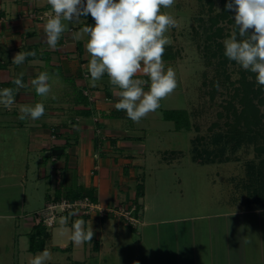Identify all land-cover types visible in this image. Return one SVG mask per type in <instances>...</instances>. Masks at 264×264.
Wrapping results in <instances>:
<instances>
[{
	"label": "crops",
	"instance_id": "obj_1",
	"mask_svg": "<svg viewBox=\"0 0 264 264\" xmlns=\"http://www.w3.org/2000/svg\"><path fill=\"white\" fill-rule=\"evenodd\" d=\"M44 10L51 11L47 0H0V89H16L12 80L21 72L24 73L23 83L26 85L15 92L13 105H0V153L6 148L9 151L6 152L4 161L23 167L19 172H12L14 179L7 181L4 186L19 188L23 192L19 197L18 209L12 211L22 215V224L28 234V240L39 223L34 213L42 208L47 200L63 195L75 198L87 194L103 208L118 204L127 206L133 201L137 202L141 223L136 227L125 225L110 212L105 215L99 212L84 215L85 225L94 230L93 240L88 244L85 242L78 245L74 252L79 253L87 248L89 255L85 257L84 253H79L76 258L66 256V263L62 264H86L87 257L91 264H100L102 260L107 259V254L127 242L138 247L137 255L143 256L144 261L145 258L153 260L155 257L157 262L168 264L191 260L200 261V264H245V243L240 239V233L238 240L232 237L227 240L224 235L217 238L220 228L215 223L212 238L214 247L210 249V244H201L208 246L209 252L206 258L197 260L195 243L190 245L177 242L171 237V227L163 230L164 235L157 229L158 224L163 221L171 222V218L143 217L147 208L143 202L145 181L147 173L153 169L151 154L155 153L159 157L162 153L165 154L166 150L161 152L162 150L157 148L154 152L156 147H147L150 143H147L143 133L141 134L140 129L143 128H138V131L136 124L127 122L125 111L115 109V103L119 99L115 92L118 89L110 85L107 74L97 81L96 87L90 86V74L87 72L90 55L85 49L89 37L84 34L80 40H74L73 33L79 32L85 24L94 26L95 21L91 15L81 17L79 23L62 20L66 30L53 49L46 43L44 25L47 19H38L31 15V12ZM30 51L35 55L28 56L23 64L12 63L16 53ZM40 72H48L52 77V90L47 98L37 95L30 83ZM57 74L59 79L56 78ZM135 78L149 81L148 76L138 75ZM148 89L149 84H146L144 90ZM37 102H42L45 106V114L40 119H18L21 105L34 106ZM54 149H62V152L47 155V152ZM148 149L151 153L147 154ZM1 157L2 155L0 160ZM165 160L168 161L164 156L159 157L158 165L169 163ZM1 178L3 174L0 175ZM27 182L32 188L30 197H27ZM139 184L142 185L143 194L137 197ZM41 191L43 192L40 193ZM9 197L11 200L10 195L7 196L8 199ZM247 200L259 205L254 208L255 211L264 212L261 202L251 197ZM246 212H250L249 208L229 214L241 219L242 214ZM229 214L225 213V216ZM214 216L212 218L216 222L218 216H224V213H216ZM77 217H67V222L72 223ZM68 224L65 226L71 231L73 223ZM238 226L235 222L232 228L231 225L223 228L226 229L225 236L238 230ZM210 229L212 231L211 227ZM131 232L135 233V242L131 241ZM197 241L200 242L199 239ZM67 243V240H63L57 247L62 250L71 249ZM72 243L71 240V245ZM145 255L147 257H144ZM183 255L185 258L182 259ZM48 263L60 264L55 260Z\"/></svg>",
	"mask_w": 264,
	"mask_h": 264
},
{
	"label": "rangeland",
	"instance_id": "obj_2",
	"mask_svg": "<svg viewBox=\"0 0 264 264\" xmlns=\"http://www.w3.org/2000/svg\"><path fill=\"white\" fill-rule=\"evenodd\" d=\"M222 8V0H175L171 8H161V12L172 15L177 21V26L166 33L172 43L165 46L164 53L169 52L171 57L163 61L165 70L171 67L175 71L178 86L160 101L156 111L149 113L140 122L135 123L129 118L126 120L136 124L137 130L143 128L140 129L141 134L150 143L147 147H156L154 152L157 148L161 152L166 150L159 157L164 156L168 160L165 161L169 162L158 165L159 157L155 153L151 154L153 169L149 170L145 181L143 202L147 208L143 217L171 218V222L167 220L158 224L157 229L164 235L163 230L171 227V237L177 242L190 245L195 243L197 260L206 258L209 252L208 246L201 244H210V249L214 247L213 226L217 223L220 228L217 238L224 235L227 240L229 237L238 240L240 233V239L248 241L244 242L245 264H264V212L254 210L259 205L247 200L250 197L245 187L247 163H256L257 158H260V149L264 147V86L255 97L254 91L260 87L256 83L255 74L243 70L235 61L225 57L223 41L230 38L233 32L238 34V29L234 23L235 12L231 10L228 16L221 17ZM244 95L248 99L241 101ZM179 108L189 112L190 127L177 129L173 121L164 118V109ZM235 125L252 129L250 133L253 139L232 150L230 144L218 141L216 136ZM197 148L200 151H220L221 159L227 157L229 160L217 158L214 162H196L194 158ZM7 151L3 148L0 153V175L3 174L0 179V264H28L40 252L28 250L29 240L22 224L23 217L12 211L18 209L19 197L23 192L19 188L4 185L14 179L12 172H19L23 167L4 161ZM149 151L146 153H151ZM30 183H26L27 197L32 194ZM9 195L11 200L7 198ZM246 208L250 212L242 214L241 219L229 214ZM216 213H224V216H218L215 222L212 217ZM225 213L229 215L225 216ZM67 217L58 216L54 226L49 229L51 238L46 243V249L52 254L49 261L55 260L62 264L66 263V256L76 258L79 253H84L85 257L89 255L87 248L79 253L74 252L78 245H71V231L65 226L78 219L85 221V216H78L72 223L67 222ZM62 220L66 223L61 224ZM235 222L239 225L238 230L225 236L226 229L223 228L229 225L232 228ZM84 227L89 228L87 224ZM130 238L135 242L134 232H131ZM63 240L68 241L71 249L62 250L57 247ZM136 248L138 250L134 243L128 242L118 246L100 264H168L157 262L155 257L153 260L145 258V262L143 256L137 255ZM194 262L200 264V261L193 260L171 264ZM86 264H91L88 257Z\"/></svg>",
	"mask_w": 264,
	"mask_h": 264
},
{
	"label": "clouds",
	"instance_id": "obj_3",
	"mask_svg": "<svg viewBox=\"0 0 264 264\" xmlns=\"http://www.w3.org/2000/svg\"><path fill=\"white\" fill-rule=\"evenodd\" d=\"M47 3L51 13L44 33L47 45L53 49L66 30L62 20L79 23L81 17L91 15L94 26L85 24L73 33L74 40H80L84 34L89 37L85 49L90 55L87 64L90 86L96 87L97 81L107 74L110 85L118 89L115 109L125 111L133 122L138 123L156 111L160 101L177 88L175 71L171 67L165 70L162 59L165 46L172 43L166 33L177 26V21L161 12V8H171L175 0H47ZM225 9L235 12L234 23L238 29V34L233 32L223 41L225 57L254 73L256 83L264 86V0H228ZM34 55L31 51L18 52L12 63L21 65L28 56ZM138 75L148 76L150 83L135 78ZM23 76L21 72L12 80L16 89H0V105L10 107L15 103V92L26 87ZM56 78L59 79L58 74ZM51 79L48 72H40L30 83L37 95L47 98L52 90ZM146 84H149L148 91L144 90ZM19 112L18 119L34 121L45 114V106L42 102L21 105ZM64 223L62 220L61 224ZM84 225L85 221L78 219L71 226L70 238L76 245L93 240L94 230L85 229ZM51 258V252L44 249L28 264H47Z\"/></svg>",
	"mask_w": 264,
	"mask_h": 264
},
{
	"label": "trees",
	"instance_id": "obj_4",
	"mask_svg": "<svg viewBox=\"0 0 264 264\" xmlns=\"http://www.w3.org/2000/svg\"><path fill=\"white\" fill-rule=\"evenodd\" d=\"M223 1V8L221 10V17H226L231 13V10H226L225 5L228 0ZM213 24V23H212ZM210 36V35H208ZM212 36V35H211ZM166 48V47H165ZM169 48V47H167ZM171 55L169 52L164 53L162 59L170 60ZM252 89V88H251ZM250 89V90H251ZM263 86L257 88L254 93L255 97L257 94L262 92ZM253 91V90H252ZM236 94V93H235ZM244 99H248V96L244 95L241 101ZM260 99H262L260 97ZM249 106H251L249 104ZM164 118L167 120H171L175 123V127L177 129L180 128H188L191 125L189 112L186 109H164ZM252 129H245L243 127L238 128L236 125L234 127H229L225 132H220L217 134V140H223L225 144H230L231 149H238L242 146L243 143L251 142L253 139V135L250 133ZM249 133V135H248ZM261 153L259 155L260 158H257L258 161L248 162L247 163V181L245 183L246 190H248V196L261 202L264 205V147L260 149ZM220 152V151H219ZM208 152V151H200L198 148L196 149V156L194 158L195 161L199 163L203 162H214L217 158L221 159L222 152ZM207 158V159H206ZM221 160H229V158L224 157ZM142 185L139 184L137 187V197L142 196ZM84 195V194H82ZM82 195H78L82 196ZM59 198V197H57ZM256 201V202H257ZM139 208V205H138ZM50 237V231L40 222L35 226V230L30 234L29 238V250L32 252L41 251L45 249L46 240Z\"/></svg>",
	"mask_w": 264,
	"mask_h": 264
},
{
	"label": "built area",
	"instance_id": "obj_5",
	"mask_svg": "<svg viewBox=\"0 0 264 264\" xmlns=\"http://www.w3.org/2000/svg\"><path fill=\"white\" fill-rule=\"evenodd\" d=\"M49 13L51 11L44 10L41 12H31V15L38 19H47ZM94 212H99L102 215L110 212L123 221L125 225L136 227L141 223L137 202L133 201L127 206L118 204L103 208L98 201L87 194L75 198H69L66 195L59 198H51L35 213V216L49 230L54 226L57 217L60 215L75 217L79 215H91Z\"/></svg>",
	"mask_w": 264,
	"mask_h": 264
},
{
	"label": "water",
	"instance_id": "obj_6",
	"mask_svg": "<svg viewBox=\"0 0 264 264\" xmlns=\"http://www.w3.org/2000/svg\"><path fill=\"white\" fill-rule=\"evenodd\" d=\"M62 152V149H54L51 152H47V155L50 154H60Z\"/></svg>",
	"mask_w": 264,
	"mask_h": 264
}]
</instances>
